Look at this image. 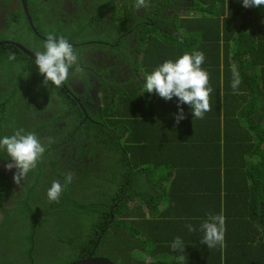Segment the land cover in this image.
<instances>
[{
	"label": "trees",
	"instance_id": "16d2710c",
	"mask_svg": "<svg viewBox=\"0 0 264 264\" xmlns=\"http://www.w3.org/2000/svg\"><path fill=\"white\" fill-rule=\"evenodd\" d=\"M35 1L28 9L43 35L101 41L122 61L109 78L96 76L105 94L94 93L93 111L88 76L75 73L82 96L68 80L45 84L33 58L1 45L0 135L34 132L47 150L19 183L0 161V264H65L90 254L118 264H264V7L136 0L121 20L120 0H71L70 12L65 0H40V13ZM23 8L12 14L24 26L0 31V40L42 50L28 39L34 31ZM193 50L204 53L212 88L202 118L143 88L158 64ZM0 160L11 162L6 153ZM68 172L71 182L50 202L47 188ZM209 214L224 217V239L212 248L199 228ZM177 236L181 252L170 247Z\"/></svg>",
	"mask_w": 264,
	"mask_h": 264
},
{
	"label": "clouds",
	"instance_id": "9594fccd",
	"mask_svg": "<svg viewBox=\"0 0 264 264\" xmlns=\"http://www.w3.org/2000/svg\"><path fill=\"white\" fill-rule=\"evenodd\" d=\"M145 0H137V6H143ZM243 7H264V0H242ZM205 56L202 51L193 50L184 52L175 59H166L158 64L143 81V88L148 93L171 100L177 98L178 105L188 104L194 118H202L210 110L209 96L212 88L209 84V74L202 67ZM33 62L38 71L44 76V82L60 86L70 74L82 71L79 66L78 56L64 36L49 35L43 43L42 50L35 51ZM231 87L238 89L241 83L239 72L232 69ZM177 119H183V114ZM51 143V140H49ZM47 150V145L42 138L34 132L16 131L12 135H0V153H6L10 158L6 168L17 170L13 179L19 183L20 179L34 170L38 161L42 159ZM72 173L64 175V180H53L47 188V199L57 201L63 190L72 180ZM188 231H193L191 223L186 224ZM203 233L201 243L212 248L224 239V217L222 214H209L199 225ZM170 247L181 252L184 244L181 237H175Z\"/></svg>",
	"mask_w": 264,
	"mask_h": 264
},
{
	"label": "flooded vegetation",
	"instance_id": "af4514ba",
	"mask_svg": "<svg viewBox=\"0 0 264 264\" xmlns=\"http://www.w3.org/2000/svg\"><path fill=\"white\" fill-rule=\"evenodd\" d=\"M47 2L49 0H46ZM58 1V0H56ZM27 2V1H26ZM38 3H40V0H36L34 2V8L36 10L37 13H40V5H38ZM53 3V2H52ZM21 4L23 7V0H0V31L2 30H8L11 31V27L13 26L14 28H19L22 25L24 26L23 22L24 19L20 18L18 19L17 17H15V15L12 14L14 8L16 5ZM28 4V2H27ZM71 0H65L64 5L62 6L63 9L67 10V11H71L73 10L71 7ZM141 8V7H140ZM139 8V9H140ZM24 9V8H23ZM55 7H53L50 10H54ZM25 11V9H24ZM29 12V9H28ZM55 15H57L54 12ZM27 16V19L29 20V25L30 27L33 29L34 31V36H29L28 39L31 40L32 44H36L37 40L42 41L43 43L49 38V36L43 35L41 32H39L34 26H33V21L31 19V15L29 13V15L26 13L25 14ZM19 16H22L21 14ZM109 17V21H110V16ZM18 19V20H17ZM108 23V20L106 21ZM4 36V35H3ZM36 39H35V38ZM7 41V42H5ZM0 42H3L2 45L4 44H8L6 47H3L2 49L6 52H11V48L13 46L16 48L21 49L24 53H26L23 49H27L28 52L26 54H29V56L31 58L34 57V53L35 50L29 48L27 45H25L23 42H19V41H12V39H5V40H0ZM71 43V42H70ZM72 46H74L76 48L75 52L76 54H80V52H82V56L83 58V63H80L79 66L82 69V71L78 72L84 76H88V78L90 80H92V88L90 90L91 92V96L90 98L92 99V103L88 102V106L90 108H93L95 111L96 107H97V103L95 102H99L97 98H95L94 93H99L100 92V87L103 85V80L101 78H109V75L114 74L115 73V67H116V63L122 61L120 59H118L119 57H121L122 55H120V53L116 51L113 52V49H107L105 46L104 42L101 41H95V40H86L85 42H81L78 44H74L71 43ZM89 45L92 50L89 51L88 48H84L83 50H80L79 48H83L84 45ZM43 46V44H42ZM1 47V45H0ZM96 49H94V48ZM117 45L114 47L116 48ZM88 49V50H86ZM15 52H17V50H15ZM31 54H33V56H31ZM78 61H80V58L78 57ZM90 65H92L94 67L91 68ZM94 71L95 73H92L91 71ZM96 76L101 77L100 80L96 78ZM68 81V86H71L73 88V90L78 93L79 95H83L85 94V83L82 81L81 77L77 74H70L69 78L67 79ZM64 86L66 85L65 82H63ZM68 88V87H67ZM75 96V94H73ZM78 99V101L81 100V98L76 97ZM82 104V102H81ZM83 108L84 105L82 104ZM85 111V108H84ZM2 161L1 166L5 167L6 162L4 160H0ZM0 222H2V219L0 220ZM1 229V227H0Z\"/></svg>",
	"mask_w": 264,
	"mask_h": 264
},
{
	"label": "water",
	"instance_id": "95a60500",
	"mask_svg": "<svg viewBox=\"0 0 264 264\" xmlns=\"http://www.w3.org/2000/svg\"><path fill=\"white\" fill-rule=\"evenodd\" d=\"M27 0H23V7L26 11V13L29 15L28 12V4L26 2ZM30 16V15H29ZM7 42V41H5ZM3 42H0V45H2ZM26 53L28 52L27 49H23ZM29 55V54H28ZM31 56H33V54H31ZM65 264H118L115 261H113L111 258L108 257H104V256H92L91 254L89 256H87L84 259L81 260H77V261H72L69 263H65Z\"/></svg>",
	"mask_w": 264,
	"mask_h": 264
},
{
	"label": "rangeland",
	"instance_id": "374dc122",
	"mask_svg": "<svg viewBox=\"0 0 264 264\" xmlns=\"http://www.w3.org/2000/svg\"><path fill=\"white\" fill-rule=\"evenodd\" d=\"M136 0H120L121 2V5L120 7L117 9V14H119L121 16V20H123L127 15H128V12H127V8L129 6H131L132 4L135 3ZM183 14V13H181ZM100 95L102 97H104V94H105V89H100ZM120 110V108H119ZM96 116V115H95ZM147 259H149V257H147Z\"/></svg>",
	"mask_w": 264,
	"mask_h": 264
},
{
	"label": "crops",
	"instance_id": "0c3cea01",
	"mask_svg": "<svg viewBox=\"0 0 264 264\" xmlns=\"http://www.w3.org/2000/svg\"><path fill=\"white\" fill-rule=\"evenodd\" d=\"M208 204H209V207H210L211 209H214V208H215L216 203H208Z\"/></svg>",
	"mask_w": 264,
	"mask_h": 264
}]
</instances>
